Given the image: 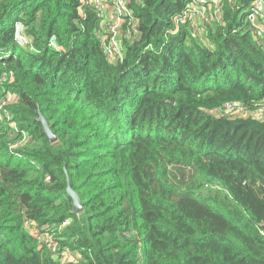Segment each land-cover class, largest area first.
Wrapping results in <instances>:
<instances>
[{"label": "trees", "instance_id": "16d2710c", "mask_svg": "<svg viewBox=\"0 0 264 264\" xmlns=\"http://www.w3.org/2000/svg\"><path fill=\"white\" fill-rule=\"evenodd\" d=\"M191 2L129 0L137 35L110 60L82 0H0V264H264L252 0H220L201 35L175 22ZM28 222L78 259L52 260Z\"/></svg>", "mask_w": 264, "mask_h": 264}, {"label": "built area", "instance_id": "2783aa9c", "mask_svg": "<svg viewBox=\"0 0 264 264\" xmlns=\"http://www.w3.org/2000/svg\"><path fill=\"white\" fill-rule=\"evenodd\" d=\"M144 0H136L141 4ZM83 4L91 7L100 18V27L97 31V38L105 55L110 59L121 57V47L119 45L120 39L117 35L122 32L121 38H131L137 35V21L132 19V11L128 7L129 0H82ZM206 8H210L211 14L207 17L204 13ZM209 15V14H208ZM222 18V7L220 0H212L208 5L206 0H192L185 11L176 18L177 24L188 23L194 25L193 29L197 34L202 33L200 26L203 23L220 22ZM248 21L252 26L253 37L256 41L264 44V0H252L248 8ZM128 28L126 31L125 29ZM16 39L20 42H25L19 36V31L16 32ZM109 42V44L106 43ZM49 46L55 48V40L51 38ZM236 111L243 113V106L237 102L224 104L222 109ZM264 112V108L261 110ZM69 223L65 220L59 226V230ZM31 225V227H28ZM25 228L38 243L39 247L47 250L48 255L52 260L64 261L65 250H60L58 241L56 239L55 229L38 228L33 222L25 224Z\"/></svg>", "mask_w": 264, "mask_h": 264}, {"label": "water", "instance_id": "95a60500", "mask_svg": "<svg viewBox=\"0 0 264 264\" xmlns=\"http://www.w3.org/2000/svg\"><path fill=\"white\" fill-rule=\"evenodd\" d=\"M38 122L41 124L43 128V133L46 135L50 143H55L57 140L51 129L46 122V120L40 115L38 118ZM66 194L67 197L72 201L71 205V213L74 215H79L83 211L82 203L79 196L72 190L70 181L66 175Z\"/></svg>", "mask_w": 264, "mask_h": 264}, {"label": "rangeland", "instance_id": "374dc122", "mask_svg": "<svg viewBox=\"0 0 264 264\" xmlns=\"http://www.w3.org/2000/svg\"><path fill=\"white\" fill-rule=\"evenodd\" d=\"M205 14H209L208 16H210V13H211V10L210 8H206L205 11H204ZM16 31H21V26L20 25H17L16 26ZM118 39H121V36L118 34L117 35ZM12 99L9 98V101H11ZM264 107H262L260 110H258L256 112V116L259 120H264V112H261V110L263 109ZM224 114L228 115L229 117H234V116H241V117H244L246 118L248 114H242V113H238L236 111H229V110H225ZM35 224V223H34ZM28 227H31V225H28ZM39 228V227H38ZM40 229V228H39ZM37 242V241H36ZM38 244V243H37ZM78 257L75 255V254H72V253H69V252H65V257H64V262H74L75 260H77Z\"/></svg>", "mask_w": 264, "mask_h": 264}, {"label": "clouds", "instance_id": "9594fccd", "mask_svg": "<svg viewBox=\"0 0 264 264\" xmlns=\"http://www.w3.org/2000/svg\"><path fill=\"white\" fill-rule=\"evenodd\" d=\"M17 32V31H16ZM15 36H16V34H15ZM61 225V224H60ZM42 228H44V227H42ZM50 230H53V228L52 229H50ZM30 235V234H29ZM31 236V235H30ZM32 237V236H31ZM38 247H39V245H38ZM39 248H41V247H39ZM43 248V247H42ZM65 251H67V250H65ZM68 252V251H67ZM77 257H78V255L77 254H75ZM76 261V260H75Z\"/></svg>", "mask_w": 264, "mask_h": 264}]
</instances>
